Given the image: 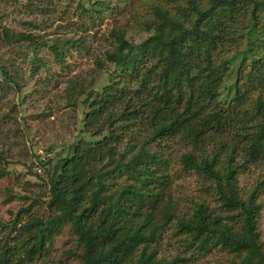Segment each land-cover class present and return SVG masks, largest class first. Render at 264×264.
<instances>
[{
  "label": "trees",
  "instance_id": "16d2710c",
  "mask_svg": "<svg viewBox=\"0 0 264 264\" xmlns=\"http://www.w3.org/2000/svg\"><path fill=\"white\" fill-rule=\"evenodd\" d=\"M92 1L97 15L119 16L133 2ZM144 1L147 12L134 14L145 31L140 40L126 36L127 24L110 29L98 59L101 84L78 74L59 96L84 108L76 135L102 127L113 152L85 158L67 140L13 159L4 145L27 137L26 126L15 109L0 110V178L14 177L18 186L0 190L7 216L0 215V264L50 262L53 238L65 226L75 245L56 264H194L213 249L232 255L220 264H264L257 224L264 179L256 171L264 164V0ZM0 30V44L12 48L9 59L0 56V100L10 88L21 94L27 63L33 90L44 92L40 64L17 45L32 35ZM72 45L64 39L50 48L60 59ZM190 172L202 188L185 199L193 204L187 213L166 188ZM240 173L254 176L251 185L239 183ZM165 232L185 237L169 259Z\"/></svg>",
  "mask_w": 264,
  "mask_h": 264
},
{
  "label": "rangeland",
  "instance_id": "374dc122",
  "mask_svg": "<svg viewBox=\"0 0 264 264\" xmlns=\"http://www.w3.org/2000/svg\"><path fill=\"white\" fill-rule=\"evenodd\" d=\"M141 1L144 0H133L131 7H128L126 12L119 16L120 14L116 15L115 12L110 11L109 13L104 12L97 15L94 9L95 3L92 0H0V24L16 32L30 33L34 38V40H26L22 44L17 45L23 47L24 53L28 55V61L31 57L40 64L39 75L42 81H45L43 84L47 86L44 92H35L33 90L35 89L33 87L36 82V74L29 72V63L26 62L27 64H22L20 72L24 74V78L19 81L21 94L19 95L13 88H10L5 98L0 100L1 112L10 114L13 111L12 109H15V120L21 121L19 126H26L27 137L21 136L20 139L11 137L7 139L4 145L10 150L13 159L28 156L30 147L36 151L38 150V152H44V148L48 145L54 143L60 145L67 143V140H76L77 145L83 148V153L81 154L85 158L106 157L107 151L113 152L114 139L105 136L107 131H103L102 127L96 128L98 131L96 134L88 131L85 134L76 135L79 132V122L83 116L84 108L80 106L75 110L67 102V99L59 98V96L63 94L68 84V79L78 74L81 78L82 75H85L87 79L92 77L94 84H101L99 80L105 79V76H102L100 72L104 70L100 69L98 59L105 58L103 52L108 46L106 37L113 26L127 24L126 36L134 38L135 41L140 40L145 31L144 29L137 30V26L140 23L134 14L143 15V13L147 12L141 6ZM141 28H143L142 25ZM0 35H2L1 30ZM64 39H72L73 45L69 47L66 55L56 59L50 46L54 42L60 45L61 40ZM40 42L43 46L40 45ZM11 49V47H3L0 44V56L3 57V61L11 57ZM18 104L19 106H17ZM48 110L51 111L49 120L44 123L37 122L39 120L34 118V116L39 112ZM0 117L3 118L4 115L0 113ZM60 121L70 126L64 130ZM5 158L8 159L6 156ZM1 166L2 163L0 162ZM176 169L179 171L181 167L176 165ZM256 171L260 172L262 174L261 178L264 179V164L258 167ZM175 176L173 178L174 181L171 182L172 184L167 186L166 192L173 201L179 204L184 212L190 213L193 204L191 201L185 202V199L190 198L191 195L199 194L202 188L200 186L201 183L194 172L179 178ZM22 178L24 181H30L27 176ZM13 180L14 177L0 178V190L4 189L9 183H13L14 188L18 187ZM253 180L254 176L248 177L243 173L239 174V183L241 185H245V183L251 185ZM33 181L39 183L37 180ZM205 198H209L205 201L210 202L211 207L216 205L207 194ZM259 199L261 209L257 224L259 238L264 250V190L259 195ZM16 202L19 205L21 204V202ZM42 211L44 209L36 208L33 213ZM0 215L7 217L4 207L0 208ZM68 229L69 227L65 226L53 238V246L48 254L50 262H37L36 264H56V259L59 257L63 258L65 250L74 247V238L70 236ZM4 236L6 235L0 233V242L4 239ZM184 239L183 234H179L178 238H170L168 232H165L162 254L169 259L174 254L175 247L177 248L180 244L184 245ZM1 252L0 248V254ZM208 254L194 264H220L226 263L232 258V255L217 249L211 250Z\"/></svg>",
  "mask_w": 264,
  "mask_h": 264
}]
</instances>
